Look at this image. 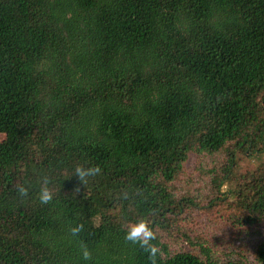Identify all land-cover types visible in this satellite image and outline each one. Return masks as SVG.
I'll list each match as a JSON object with an SVG mask.
<instances>
[{"label":"trees","instance_id":"obj_1","mask_svg":"<svg viewBox=\"0 0 264 264\" xmlns=\"http://www.w3.org/2000/svg\"><path fill=\"white\" fill-rule=\"evenodd\" d=\"M1 135L0 264H153L141 221L154 264H250L180 227L203 192L175 182L194 152L216 200L264 152V0H0ZM233 194L264 223V161Z\"/></svg>","mask_w":264,"mask_h":264},{"label":"rangeland","instance_id":"obj_2","mask_svg":"<svg viewBox=\"0 0 264 264\" xmlns=\"http://www.w3.org/2000/svg\"><path fill=\"white\" fill-rule=\"evenodd\" d=\"M1 140L6 139L5 135L0 136ZM200 157L192 152L189 154L182 173L175 182L178 192L202 190L203 194L197 201L196 207H192L189 217L179 221L180 227L192 236L194 240L203 238L206 245L213 248L214 256L224 258V255L235 257L243 256L250 264H257L254 261L253 252L256 244L264 239V223L246 225L235 220V214L240 213L233 191L237 183L249 172L257 168L259 162L264 161V152L258 155H247L242 152L235 153V164L233 174L229 181L220 188L219 198L212 200L204 188L200 189L196 181L200 178ZM195 193V192H194ZM224 198V199H223ZM184 250H193L199 253L197 247L185 242Z\"/></svg>","mask_w":264,"mask_h":264},{"label":"clouds","instance_id":"obj_3","mask_svg":"<svg viewBox=\"0 0 264 264\" xmlns=\"http://www.w3.org/2000/svg\"><path fill=\"white\" fill-rule=\"evenodd\" d=\"M81 174L83 175L86 173L81 171ZM50 198H51L50 194L47 191H44L41 195V199L43 201H47ZM126 239L140 243V245L144 247L146 251H148L149 256L150 258L153 259V264H154V258L156 256L158 249L153 244L150 243L154 239V233L147 226L145 222L141 221L135 225L130 226L128 232L126 233ZM88 255L89 254L87 250H85L83 252L84 258L87 259Z\"/></svg>","mask_w":264,"mask_h":264}]
</instances>
